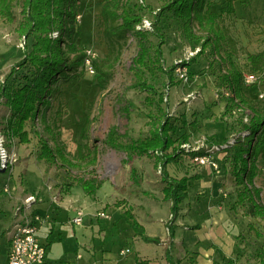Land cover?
Returning a JSON list of instances; mask_svg holds the SVG:
<instances>
[{
  "label": "rangeland",
  "instance_id": "1",
  "mask_svg": "<svg viewBox=\"0 0 264 264\" xmlns=\"http://www.w3.org/2000/svg\"><path fill=\"white\" fill-rule=\"evenodd\" d=\"M107 1H79L77 26L83 49L94 55L93 72L86 64L83 73L79 70L80 77L61 85L60 93L43 112V117L34 124H27L30 143L7 139L4 131L9 110L0 104V133L17 159L11 173H0V188L7 185L9 191L22 195L52 193L59 200L68 194H85L79 180L96 178L103 184L95 198L85 194L89 203L100 200L106 203V210L134 211L146 221L148 215L158 217L169 210L163 196L165 183L161 165L158 166L153 157L135 158L129 164L124 152L106 144L112 128L120 135L127 133L138 140L148 136L152 126L150 109L145 101L147 93L134 88L131 67L138 51L137 43L129 36L121 46H110L101 16ZM166 1L137 0L143 7L151 8L152 11L147 8L142 11L144 21L153 24L151 31L157 32L161 28L166 40L163 46L165 69H173L171 78L161 75L154 83L165 94L164 107L169 115L178 120V136H190L189 143L183 148L188 152L204 150L206 155L203 157L208 159L203 165L185 154L177 163L169 164L166 170L172 178L199 177L191 183L190 197L182 208L216 211L214 219L218 224L223 221L225 229V245L221 246L229 255L225 264H259L256 251L264 239L257 238L249 225L264 231V222L245 217L243 208L237 204L236 180L225 152L240 137L249 136V132L244 133L243 125L250 122V112L243 106L232 107L222 96L220 76L233 64L245 78L249 75L248 55L264 52V0H253L249 8L241 7L239 0H213V4L206 6L205 9L222 15L217 24L224 38L231 41L234 52L231 60L224 47L219 50L212 44L202 52L200 45L188 40L181 24L154 18L151 12L158 14ZM22 2L16 0L13 5L17 17L15 24L0 20V86L25 56L26 39L17 32L22 20ZM194 27L197 36H207ZM152 40L157 43L159 38L153 36ZM27 44L31 45L32 40ZM244 94L253 105L262 107L264 81L255 78L250 84L244 82ZM124 107L128 109L127 113L122 110ZM184 120L187 125L183 124ZM42 142H47L55 151L61 150L68 163L64 164L59 158L53 165L40 161ZM94 156L97 162L92 164ZM257 166L259 174L254 186L261 190L264 205L262 159L257 161ZM132 168L137 171L140 184L134 183ZM1 213L0 220L5 228L12 229L13 212L6 208ZM7 231L4 230L2 236H7ZM163 232L166 234L164 229Z\"/></svg>",
  "mask_w": 264,
  "mask_h": 264
},
{
  "label": "trees",
  "instance_id": "2",
  "mask_svg": "<svg viewBox=\"0 0 264 264\" xmlns=\"http://www.w3.org/2000/svg\"><path fill=\"white\" fill-rule=\"evenodd\" d=\"M15 1L0 0L1 21L9 24L17 22L13 12ZM79 1L23 0L22 20L18 23L17 32L26 39L25 56L11 69L0 86V104L3 103L9 110L4 131L7 139H18L22 144L30 143L27 124H34L40 117L42 118L43 112L51 107L52 100L60 93L61 85L77 79L85 70L88 55L83 49V41L77 26ZM213 3V0H167L158 14L154 12L151 14L158 21L171 20L181 24L188 40L200 45L202 52L212 44L219 50L224 47L228 54L227 58L231 60L234 53L231 41L224 38L222 29L217 24L222 15L205 9ZM239 3L241 7L249 8L253 0H239ZM146 8L137 0H108L102 8L101 16L106 25L110 46H121L129 36L137 43L138 51L131 67L135 78L134 88L147 93L145 101L150 109L149 119L152 125L148 136L138 140L129 137L127 133L120 135L116 128H112L106 144L113 150L124 152L127 156L126 162L129 164L135 158L153 157L156 164L161 165L165 183L164 201L172 203L171 213L176 216L189 196L191 183L199 177L186 175L180 179L172 178L166 170L167 166L177 163L185 154L196 158L203 157L206 153L204 150L188 152L183 148L189 143L190 136L187 134L178 136L180 130L178 120L169 115L164 107L165 94L159 91L154 83L161 75L170 77L173 69L170 71L165 69L163 46L166 40L161 28L159 27L156 32L142 27L144 22L142 11ZM147 9L151 10L149 7ZM194 26L207 36H197ZM153 36L159 38L157 43L152 40ZM29 40H32L31 45L27 44ZM247 67L249 75L264 81V52L249 54ZM220 77L222 96L228 99L232 107L243 106L250 112V122L243 125L244 133L249 132V136L240 137L235 145L225 151L236 180L237 204L243 208L245 217L264 222L261 190L254 186V180L259 174L257 161L262 159L264 162V105L257 107L245 97L244 73L233 64ZM170 80L172 84L173 81ZM122 110L126 113L128 111L126 107ZM183 124L187 125L186 120ZM58 158L64 164L68 163L61 150L55 151L47 142H42L38 159L53 165L57 164ZM96 162L97 157H92L91 163ZM131 175L134 183L140 184L134 168L131 169ZM79 184L87 196L95 198L103 182L91 178L80 179ZM128 214L134 219L131 213ZM133 227L143 241L160 242L157 238L148 237L143 227L135 220ZM249 229L254 231L257 238L264 239V231L255 229L251 224ZM169 231L173 236L172 226H169ZM167 258L170 264H181L173 259L170 252ZM256 258L259 264H264V241L256 251Z\"/></svg>",
  "mask_w": 264,
  "mask_h": 264
},
{
  "label": "crops",
  "instance_id": "3",
  "mask_svg": "<svg viewBox=\"0 0 264 264\" xmlns=\"http://www.w3.org/2000/svg\"><path fill=\"white\" fill-rule=\"evenodd\" d=\"M165 202L168 211L158 217L148 215L143 221L134 211L106 210V203L100 200L89 203L85 194H68L57 200L52 193L6 194L0 188V214L6 208L14 214L12 229L5 228L0 220V264H7L14 227L33 218L39 219L38 238L48 248L45 264H170L169 252L181 264H225L229 256L221 248L225 229L222 220L218 224L214 219L216 211L181 206L179 214L173 216L172 203ZM79 212L84 220L76 226L72 220ZM134 220L148 237L160 242L143 241L133 227ZM169 226L174 228L173 236ZM4 230H8L7 236H2ZM127 250L129 253H122Z\"/></svg>",
  "mask_w": 264,
  "mask_h": 264
},
{
  "label": "built area",
  "instance_id": "4",
  "mask_svg": "<svg viewBox=\"0 0 264 264\" xmlns=\"http://www.w3.org/2000/svg\"><path fill=\"white\" fill-rule=\"evenodd\" d=\"M143 28L150 30L152 24L149 21L143 22ZM57 37V34H55ZM88 59L86 64L93 72L91 65L94 55L91 52H86ZM255 80L252 75H247L244 78L246 84H250ZM263 98V97H262ZM17 159L13 152L7 147L3 135L0 133V173H11ZM196 163L205 164L208 159L206 157L194 158ZM4 192L9 193V187H3ZM32 199V198H31ZM84 216L79 212L72 222L76 226L83 224ZM39 219L33 218L26 221L24 224L16 226L13 235L10 239L7 264H45L48 256L47 246L38 238ZM123 254L129 253V250L123 251Z\"/></svg>",
  "mask_w": 264,
  "mask_h": 264
}]
</instances>
